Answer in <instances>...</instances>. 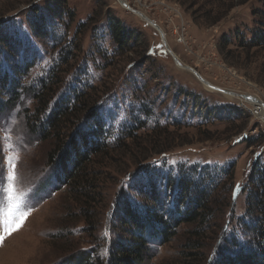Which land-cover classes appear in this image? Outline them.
<instances>
[{"label": "rangeland", "instance_id": "rangeland-1", "mask_svg": "<svg viewBox=\"0 0 264 264\" xmlns=\"http://www.w3.org/2000/svg\"><path fill=\"white\" fill-rule=\"evenodd\" d=\"M126 1L127 7L118 0H68L71 14L61 34L48 40L30 30L47 0H0V32L9 38L6 42L0 36V60L10 66L4 68L6 76L18 81L10 69L32 65L21 75L22 86L31 89L50 70L58 71L66 58L68 65L57 75L64 84L58 97L70 94L68 87L77 76L88 79L96 92L104 91L100 113L110 129L109 147L90 167L91 187L84 197L85 190L73 192L48 166L53 143L28 133L22 111L35 106L28 92L22 96L21 111L19 106L0 118V150L8 137L18 149L21 187L32 188L26 200L32 211L0 243V264H61L75 249L93 250L105 259L113 242L127 241L122 204L141 209L155 205L146 174L154 177L161 201L170 209L178 191L168 192L165 181L174 186L191 178V169L207 177V171L228 165L235 166L233 208L228 194H216L219 212L213 217V231L199 237L201 250L185 249L197 227L184 224L170 242L151 243L144 264H200L201 256L202 264H217L221 251L233 250L231 240L242 249L256 246L238 220L246 213L241 188L255 161L264 163V121L253 115L256 105L251 103L259 99L264 104V51L228 46L224 40L252 38L264 24V0ZM111 18L130 31L128 53L111 38ZM145 18L159 26L164 41ZM179 65L226 93L203 85ZM260 109L257 116L262 119ZM195 189H189L184 204ZM252 221L246 220L245 226ZM184 250L199 252L197 261H188Z\"/></svg>", "mask_w": 264, "mask_h": 264}, {"label": "trees", "instance_id": "trees-1", "mask_svg": "<svg viewBox=\"0 0 264 264\" xmlns=\"http://www.w3.org/2000/svg\"><path fill=\"white\" fill-rule=\"evenodd\" d=\"M54 2L56 6L53 8L50 1L47 0L44 13H40L37 20L30 22V30L33 33L39 32L40 39L53 40L54 37L61 34L60 31L65 25L64 19H67L71 14L67 8L68 0H54ZM220 21L217 20L212 25H216ZM109 27L111 38L116 42L117 47L122 53H128L132 46L130 31L113 18L109 21ZM5 34L0 32V36H5ZM4 38L6 40L3 39V41L9 42L7 36ZM224 42L228 43V46L237 44L242 49L264 51V24H259L256 33L249 40L236 37L234 41L226 39ZM75 49L77 48H74V51H76ZM11 51L17 52L16 48ZM0 64L1 69L3 68L2 73L0 72L2 92L0 95V118L19 106L21 111L25 107L24 102L22 103V96L28 92L35 102L33 110L25 108L22 111L28 133L33 137H40V142L53 143V154L48 158V166L58 173L65 185L70 187L73 192L80 194L85 190L84 197L88 196L87 191L91 187L87 188L90 167L95 159L103 156L109 147L108 141L110 142V129L104 123L100 113L99 102L104 91L96 92L88 79L84 80L83 77L77 76L73 84L68 87L70 94L64 95L63 92L58 97V92L64 87V84L63 81L58 80L57 75L62 72L63 66L68 65L66 58L61 64L62 66L57 68L58 71L50 70L45 78L39 79L34 84L35 86L30 85L31 89L22 86L21 75L28 73L32 65L25 66L22 63L21 67H17V69H10V72L14 73L15 71L19 75L20 80L17 81L4 73V68L8 69L10 66L2 63V60H0ZM68 73L67 70L64 71V74ZM234 169V165L216 167L207 171L211 172L207 177H203L202 174H198V171L191 169L188 174L191 178L180 182L181 184L174 186L171 184L170 186L165 181V188H168V192L170 189L178 191V200H171L170 209L161 201L162 197L158 193V186L154 185L156 183L154 177L146 174L145 177L149 181L147 184L151 185L150 199L155 197V205L153 208L141 209L128 202L122 204L124 209L122 208L120 212V218L127 241L113 242L111 251L105 259L93 250L75 249L61 264H144L152 252L151 243L170 242L177 236V231L184 224L197 227L196 231L190 233L193 236L192 239H188L185 249L200 251L199 237L202 238L206 232L213 231V217L217 211L219 212L216 210V194L221 191L223 194H228V199L232 203ZM197 177L203 178L201 181H197ZM222 185L223 187H221ZM191 187H196L195 192L190 195L191 199L186 200L187 202L184 204L185 195L188 194ZM241 193L246 196V213L238 221L242 223L247 236L251 235L255 238L256 246L242 249L239 248L237 240H231L229 244L233 250L230 252L221 251L217 258V264H264V163L260 160L253 164L248 183L241 188ZM159 201H161V207ZM183 208L184 210H182ZM248 219L254 222L252 221L246 227L244 223ZM65 230V233L68 232L67 235H71L68 228ZM213 235L216 236V232ZM190 251L184 250L183 255L188 257V261L191 258L196 260L200 253L195 252V254ZM202 260L203 256H201L200 264H202Z\"/></svg>", "mask_w": 264, "mask_h": 264}, {"label": "snow or ice", "instance_id": "snow-or-ice-1", "mask_svg": "<svg viewBox=\"0 0 264 264\" xmlns=\"http://www.w3.org/2000/svg\"><path fill=\"white\" fill-rule=\"evenodd\" d=\"M4 138L2 150H0V243L7 235L17 231L32 211L26 206L27 193L32 188L23 189L19 173L16 170V161L19 159L18 149L12 148ZM15 152L16 155L4 153Z\"/></svg>", "mask_w": 264, "mask_h": 264}, {"label": "water", "instance_id": "water-1", "mask_svg": "<svg viewBox=\"0 0 264 264\" xmlns=\"http://www.w3.org/2000/svg\"><path fill=\"white\" fill-rule=\"evenodd\" d=\"M124 6H126L127 7V5L126 4H123ZM148 22H149V24H151L159 33H160V35L162 36V40H163V38H164V35L161 33V29L159 28V26H157L156 24H154V23H152V22H150L147 18H145ZM164 41V40H163ZM175 62H176V64H178L179 63V61H178V59L176 60L175 59ZM180 64V63H179ZM180 66V65H179ZM182 67V66H181ZM187 69H189L190 71H192L194 74H195V76L200 80V82L201 83H203L204 85H206V86H208L209 88H212L213 90H216V91H219V92H222V93H226V91H224V90H222V89H219V88H216V87H213L210 83H208L207 81H205L197 72H195L194 70H192L191 68H188V67H186Z\"/></svg>", "mask_w": 264, "mask_h": 264}, {"label": "built area", "instance_id": "built-area-1", "mask_svg": "<svg viewBox=\"0 0 264 264\" xmlns=\"http://www.w3.org/2000/svg\"><path fill=\"white\" fill-rule=\"evenodd\" d=\"M178 35H180V33L178 34ZM180 42H183L184 41V39H185V32H183L182 33V35H180ZM255 100L256 99H254L252 102H255ZM263 103V102H262ZM243 106H245V105H243ZM253 107V115L257 118V119H259L260 121H262L263 119H261V118H259L257 115L260 113V111H261V109L259 108V106H252ZM258 109V110H257ZM263 122V121H262Z\"/></svg>", "mask_w": 264, "mask_h": 264}, {"label": "bare ground", "instance_id": "bare-ground-1", "mask_svg": "<svg viewBox=\"0 0 264 264\" xmlns=\"http://www.w3.org/2000/svg\"><path fill=\"white\" fill-rule=\"evenodd\" d=\"M119 1V3H121V4H126L127 3V1L126 0H118ZM128 10V9H127ZM138 14H140V13H138ZM140 16H142L141 14H140ZM143 18H144V16H142ZM161 31V33L162 34H164L163 33V31L162 30H160ZM181 67V66H180ZM181 68H183V67H181ZM185 68V67H184ZM183 68V69H184ZM186 69V68H185ZM187 70V69H186ZM203 84V83H202ZM204 85V84H203ZM206 86V85H205ZM251 103H254L256 106H259L260 108H262V109H264V104L261 102V101H259V99H256L255 100V102H251ZM262 119H263V121H264V116H262Z\"/></svg>", "mask_w": 264, "mask_h": 264}]
</instances>
